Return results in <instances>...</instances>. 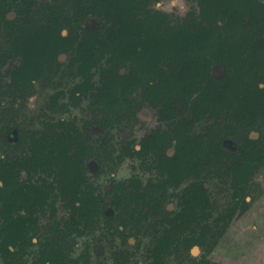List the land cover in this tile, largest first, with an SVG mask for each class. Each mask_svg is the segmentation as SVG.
<instances>
[{
	"label": "rangeland",
	"instance_id": "374dc122",
	"mask_svg": "<svg viewBox=\"0 0 264 264\" xmlns=\"http://www.w3.org/2000/svg\"><path fill=\"white\" fill-rule=\"evenodd\" d=\"M73 1L81 2L87 9L100 3L99 0ZM135 1L139 4L133 12L140 21L149 17L148 11L167 14L172 26L185 23L190 15L200 16L197 0H182L188 6L184 13L178 6L166 11L170 0ZM33 4V25L38 27L46 16V6L56 5L57 0H33ZM8 13L15 19L13 25L8 21L9 28L25 19L20 11ZM86 13L87 19L70 24L77 38L87 34L96 38V67L91 69L87 82L91 87L78 90L84 77L77 66L71 65L70 51L55 56L52 72L35 82L21 81L15 86L9 77L0 81V184L15 181L25 195L21 201L28 197L37 219L32 241H13L8 245L13 253L2 247L4 226L0 224V264H58L63 257L78 264H147L149 250L162 241L164 233L168 234V221L182 209L181 200L174 196H149L147 201H161L162 208L144 217L141 212L146 202L144 195L135 194L131 199L121 188L128 183L127 188H131L137 180L144 188L157 177L152 163L155 146L149 143L143 148V144L162 127L176 129L177 121L171 117L170 108L183 116L190 113V127L181 141L173 145L189 147L211 135L207 143L216 152L222 150L224 143L234 156H239L249 144L256 146L261 164L242 187L240 179L226 175L224 164L215 165L212 170L215 174L203 175L211 207L207 208L205 217L202 211L192 216L184 235L192 232L199 235L205 224L213 225L212 235L204 247L187 251L171 242L166 246L162 264H264V179H261L264 177V33L246 47L247 63H239L241 69L236 74L230 73L233 66L215 63L205 75L229 79L228 94L222 101L214 104L209 100L211 95L194 92L184 85L164 101L162 95H151L149 85L158 83L156 77L163 75L161 70L169 73L167 60L146 54L138 60L109 62L113 56L106 53L112 48L107 37L111 31L117 33L121 29L115 23L118 13L101 10ZM250 21L251 17L246 16L245 24ZM25 24L24 21L22 27L28 28ZM189 24L194 26L193 21ZM129 31L133 36L137 34L136 29ZM11 39L7 30L0 31V56L9 53ZM238 47L239 41H234L224 49L229 53ZM22 60L18 58L16 63ZM5 64L6 69L9 64L7 61ZM130 75L143 81L131 95L121 89ZM110 78L116 84H110ZM106 84L113 86L117 105L110 103L109 95H97L96 91ZM256 87L261 91L254 95L257 103L253 105L248 102V92ZM188 108L191 110L186 111ZM208 108L215 109L213 117L206 111ZM64 134L75 140L65 152ZM18 141H22V146L17 145ZM141 148L145 152L139 154ZM34 152L42 157L35 170L23 169L15 161ZM57 156L58 160H52ZM229 165L235 166L232 162ZM189 184L183 185L179 192ZM33 187L42 188L41 192ZM238 193L245 200L240 205L235 198ZM12 208L8 200L5 203L0 200V220ZM125 258L127 261L123 262Z\"/></svg>",
	"mask_w": 264,
	"mask_h": 264
},
{
	"label": "flooded vegetation",
	"instance_id": "af4514ba",
	"mask_svg": "<svg viewBox=\"0 0 264 264\" xmlns=\"http://www.w3.org/2000/svg\"><path fill=\"white\" fill-rule=\"evenodd\" d=\"M18 11L14 10V14ZM13 16H9V13H7L5 17H3L0 14V31L7 30L10 37H12L9 42V53H4L3 56H0L2 57V61L0 62V81H2L4 77H9L11 83L15 86L18 83H21V81L35 82L36 80L41 79L43 75H47L49 72H52V59L55 56H61L63 55L61 54L62 52L70 51L73 55L71 65L77 66L80 75H83L84 77V83L78 86V90H82L87 86L91 87V85L87 84V82L91 78V69L96 67L94 52L96 38L93 37V34H87L88 36L83 35L81 38H77V33L74 29H62L60 31V36H54V31L52 29L43 30L42 28L34 27L33 23L35 24V21L32 20L27 22L26 17L24 21L27 23L25 25L29 26L28 28L22 27L24 25V21L15 25L13 28H9L8 21L11 20V24L13 25L15 20L12 18ZM31 25H33V27L30 28ZM136 31L137 34L135 36H133L130 31L127 32L129 36V38H127L131 42L134 43L135 41H138L140 37L141 40H146V35H141L140 29H136ZM43 32H46V34H42ZM114 34L123 35L120 33V30L117 33L114 32ZM109 35L107 40L110 44L113 41L111 42ZM116 41L117 40L115 39V43ZM82 43L84 46L87 45V48L93 52L94 58L92 64L90 63L87 65L88 67L86 66L84 69L81 66V64L84 63V60L80 61L76 59L83 57L81 55H77L78 47H80ZM141 46L143 47L142 49L146 48L144 44ZM29 49H31V52H34V55L31 52H27ZM18 58H22L23 60L18 61L17 64L16 62ZM60 58L61 57H59V59ZM6 61L9 66L5 69L3 66L6 65ZM161 62L167 63L168 66L166 65V67L169 73H166L165 69H163L161 70L163 75L156 77L159 80L158 83L156 82L155 84H152L150 82L151 85L149 86L151 87V95H154L155 97H161L162 95V98L165 101L168 95L175 92L176 89L178 87L180 88L182 85L193 88L192 91L194 92L198 91L202 94L205 93V95H213L214 83L211 82L209 78L202 76L197 83L191 85L183 84L180 78V64L172 65L168 60ZM13 63L15 64L14 66H12ZM110 79V84H116V82L114 83V79ZM217 79L221 80L222 78ZM140 83H143V81L139 80L138 77L134 75H130L126 78V81L121 86V89L131 95V92H133L134 89H137ZM104 86L105 87L102 89L96 91L97 95H109L111 97L109 98L110 103L117 105V100L115 99L116 95L114 96V93L111 90V87L113 86H107V84ZM194 103L196 104V102ZM169 110L171 111V117L175 118V121H177L176 129L170 130L162 127V129L158 130L151 139L147 140L145 144H143V148H147L149 143L154 144L155 146L153 154L154 160L152 163L157 170V177L151 179L144 188H141L142 183L139 180L133 181L135 184H132L131 188H127V186L129 187L130 185L129 183L121 188L122 192L129 193V197L131 199H134L135 194L144 195V200H146V202L143 201L144 203L141 207L142 216L144 217L148 216L149 213H152L156 209L162 208L161 201L154 203H150L149 200L147 201L149 196H174L179 197L181 200L182 209L174 219L168 221L169 230H166L168 234L164 233L161 237L162 241H159V244L155 246V248L149 250L150 252L148 253V258L150 261L148 260L147 264H162L165 259L166 249L168 248L166 246L174 241L176 242V245H178V249L183 248L186 251L192 249L193 247H204L206 245L208 236L212 235L213 225L205 224L200 229L199 235L193 232L191 235H184L187 229L186 227H189V223H191L190 220L192 216H197L198 212L201 211L205 212V214H202L204 216L206 215L207 208L209 209V207H211L205 179L203 177L205 173L209 172L207 175L209 174V176H211L212 174H215L212 172V170H215V165L224 164V171H226V175L228 176L231 174L234 180L240 179L239 185L241 184L242 187V185L245 186L249 182L251 174L258 169L261 164V156H259V151L256 146L249 144L248 148L243 150L239 156H234V154L232 155L230 151L225 149L224 143L222 144V150L216 152V150H214L213 147L208 146L209 143H207L210 142V139L212 138L211 135L206 141H195L189 147L173 145L175 142L181 141V139L185 136L187 129L190 127L188 117L190 113H188L187 116H183L181 112H174L171 108ZM188 110H191V108H188L186 111ZM214 110L215 109L211 108L206 109V111L210 112L211 117L214 116ZM73 142H75V140ZM21 143L22 141H18L17 145L20 147ZM65 143L67 142L65 141ZM197 146L204 147L207 154L199 157H182L185 152L192 151V149ZM172 147H174L173 150H171ZM143 148L140 149L139 154L145 152L143 151ZM214 153H218L219 156L214 155ZM41 158L42 157L38 152H34L28 158L20 160L17 158L15 161H18L23 169L31 171L35 170V167L40 164V161L42 160ZM182 159H190L191 163H194L192 169L184 177H180L179 171H177V168L180 167L179 164ZM5 160L6 159H4V164L6 162ZM52 160H54L53 157ZM230 162H232V165L235 164V166L231 167L229 165ZM207 175L205 174V176ZM188 182L190 184L179 192L182 186ZM33 188L34 190L36 189L35 191L39 192H41L42 189L36 187ZM241 189H244V187ZM24 196L25 195H23L22 190L17 187L15 181L13 182L10 180L0 184V200L4 201V203L8 200V202L13 206L10 213H4V215H2V223L0 224H2L4 228H1L3 237L1 244L2 247H5L12 253V246H8L10 243L13 241H32V234L37 232V219L35 221L36 209L34 205L31 204L30 200L27 199L28 197L23 198V202L21 201V198ZM235 198L237 199L239 205L245 202L239 193L235 195ZM63 258L64 260L62 262H69L67 258ZM120 261L121 260L118 259V263H122ZM126 261L127 258L123 260V262Z\"/></svg>",
	"mask_w": 264,
	"mask_h": 264
},
{
	"label": "trees",
	"instance_id": "16d2710c",
	"mask_svg": "<svg viewBox=\"0 0 264 264\" xmlns=\"http://www.w3.org/2000/svg\"><path fill=\"white\" fill-rule=\"evenodd\" d=\"M98 7L87 9L81 2L73 0H57L54 6L47 5L45 8V18L43 23H38V28L43 30L52 29L54 36H60L61 30L69 27L71 29V21H84L87 19V13H97L99 10L117 12L118 17L115 23H119L120 33L123 35H115L110 32L111 40L110 50L106 53L112 54L113 58L109 60L111 63L124 59H140L151 54L165 58L172 65L180 64V78L183 84H194L199 82L202 76L209 74V70L215 63L229 64L234 68L233 74L238 72L239 63L244 60V52L257 38L261 39L264 33V3L261 0H197L200 4V16L190 15L185 23L172 26L169 22L167 14L150 13L149 17L144 20H136L135 11L138 2L135 0H99ZM130 1V2H129ZM140 4L145 5V2ZM72 4V5H71ZM33 0H0V14L5 15L13 10L24 13L26 21L30 22L32 17ZM250 16V23L244 22L245 17ZM193 27H189L191 22ZM40 22V21H39ZM129 28L140 29L141 35H146V40L134 43L128 38ZM42 34H46L43 32ZM128 37V38H127ZM115 39L117 40L115 43ZM239 41L240 47L233 49L229 53L225 52V46L228 43ZM115 43V44H114ZM142 44L146 48L142 49ZM133 47V48H131ZM77 55L83 57L76 58L84 60L81 64L83 69L93 62V52L84 46L83 43L78 47ZM171 65V66H172ZM88 67V66H87ZM230 67V68H231ZM241 69V67L239 68ZM109 72L108 74H110ZM209 80L214 83V93L209 97L210 102L217 104L222 101L228 94L229 79H217L210 75ZM261 91L256 87L255 91L248 92V102L257 103V91ZM67 143L62 146L67 151L73 141V137L64 134V140ZM61 143V142H60ZM62 154V153H61ZM59 156H63V155ZM206 149L197 146L192 151L185 152L182 157L190 158L194 156H205ZM58 160L59 157H53ZM194 163L190 159L181 160L180 167L177 168L179 176L184 177L191 169ZM200 165V164H199ZM58 254V253H57ZM58 264H78L74 261L61 262Z\"/></svg>",
	"mask_w": 264,
	"mask_h": 264
},
{
	"label": "clouds",
	"instance_id": "9594fccd",
	"mask_svg": "<svg viewBox=\"0 0 264 264\" xmlns=\"http://www.w3.org/2000/svg\"><path fill=\"white\" fill-rule=\"evenodd\" d=\"M179 7L181 10V13L188 11V6L182 2V0H170V3H168L165 7L166 11H171L173 8ZM261 179H264V177H261Z\"/></svg>",
	"mask_w": 264,
	"mask_h": 264
}]
</instances>
